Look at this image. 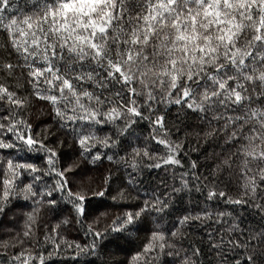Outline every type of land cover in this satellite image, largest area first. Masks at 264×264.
Here are the masks:
<instances>
[{
    "label": "snow or ice",
    "instance_id": "obj_1",
    "mask_svg": "<svg viewBox=\"0 0 264 264\" xmlns=\"http://www.w3.org/2000/svg\"><path fill=\"white\" fill-rule=\"evenodd\" d=\"M205 245L264 264V0H0V264Z\"/></svg>",
    "mask_w": 264,
    "mask_h": 264
},
{
    "label": "trees",
    "instance_id": "obj_2",
    "mask_svg": "<svg viewBox=\"0 0 264 264\" xmlns=\"http://www.w3.org/2000/svg\"><path fill=\"white\" fill-rule=\"evenodd\" d=\"M170 119H175V109H173L172 113L170 114ZM199 154L198 153H191V156L193 159L197 158ZM187 162V158H185V163ZM164 177V172L161 169H154L150 173L146 174V182L151 184H158L160 182V179ZM223 206V204H221ZM245 218V223L249 221H253V218L251 216V213L248 211L240 210ZM219 227L218 225H213V228ZM198 235H204L203 231L198 230ZM205 253L206 255L203 257L205 260V264H208V261L211 259L212 254L207 253V246L205 245ZM122 258V257H121Z\"/></svg>",
    "mask_w": 264,
    "mask_h": 264
}]
</instances>
